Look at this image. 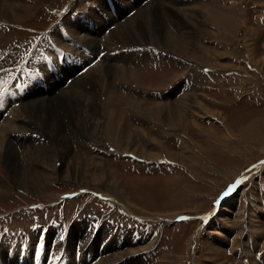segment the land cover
I'll use <instances>...</instances> for the list:
<instances>
[{"label":"rangeland","instance_id":"374dc122","mask_svg":"<svg viewBox=\"0 0 264 264\" xmlns=\"http://www.w3.org/2000/svg\"><path fill=\"white\" fill-rule=\"evenodd\" d=\"M125 1L131 3L133 8L124 6L125 14L117 16L110 10L115 22L119 23L123 15L124 19H130L146 4L161 2V0ZM180 1H185L184 8L190 13L189 21L182 20L184 23L190 22L188 23L190 28H184L190 33L191 50L190 48L187 50L181 39L177 40V43L179 50L189 53V56L173 55L161 45H150L147 42L140 45L141 42L138 40H133L134 44H130L131 46L121 44L114 37L108 38V33L111 32L108 30L104 31V36L111 40L109 46L102 43L103 49L99 48L100 51L105 49L97 60L99 67L95 65L92 69L88 68L90 74L87 73L86 67L85 73L74 76L90 80L92 77L90 70H94L104 78L100 64L104 62L106 65L110 62L114 66L107 75L109 74L111 83H115L118 91L116 103L111 106V114L116 118L114 126L117 130L120 126L124 133L117 138L118 141L115 140L116 137L114 139L120 146L115 147L116 144L109 142L106 136H98L99 139H96L97 136L94 139L93 136H87L89 133L92 134V128L85 130L87 124L85 123L80 127L83 129L81 131L78 129V122L74 120L70 122L64 118L62 111L55 104L51 108L48 120L50 122L55 120L54 123H60L63 129L61 128L59 136H50L36 123L31 122V118L28 121L25 117L23 104L31 100L30 98L17 105V110L20 111L18 118L26 119L27 122H14L13 129L5 136L11 144V151L13 150L18 157L15 163L17 173L8 170L2 157L0 158V211L14 210L5 211L0 215V243L3 245L6 242L10 243L9 239L16 236L20 244L21 232L33 237L35 235L31 234L32 231L36 232L38 228L53 231L55 217L62 219L63 208L66 221H70L68 231L73 230L69 234L74 238L69 244L70 250L76 240L81 241L82 230L85 229L84 226L73 225L76 222L81 223V220L85 224L90 214L96 215L92 218L94 221L100 220V225L90 238L97 252H100L99 244L103 241L104 231L109 230L107 226H114L110 224L109 219L117 221L122 227L120 231L122 237H112L110 239L112 244L107 245L104 252L101 251L105 254V259L102 257L105 263L119 258H114L116 254L134 249L136 251L133 254L122 256V260L112 264H123L125 260H128L125 264H264V0ZM18 2V7L11 16L5 17L0 13V81L5 82L0 84V87L3 89L13 84L14 78L20 73L16 69L19 64L29 65L31 59L40 54L44 46L49 45L50 36L61 43L59 47L62 46L64 50L70 49L68 43L61 42L57 32L58 28H61V22L68 33L62 37L76 46L75 51H72V57L63 56L64 63H67L65 66L70 69L68 75L71 76L77 70L75 64L79 60L76 59L77 52H81L78 51V42L72 37L70 32L72 27L67 21L71 24L79 23L89 8L95 7L96 4L105 3L108 9H111L108 0H18ZM131 9L134 11L127 16ZM100 13L103 14L102 11ZM221 18L225 19V22L222 20L219 24L218 19ZM182 20L179 24H182ZM137 23L138 20L132 22L134 25ZM105 24L108 27L113 23L109 21ZM29 28L39 30L29 31ZM26 36L32 38V47L24 46ZM14 37H19V40L15 42ZM140 47L151 50V56L142 63L135 60L137 58H127L129 60L125 61L120 56L117 59L113 54L134 53L140 51L138 49ZM53 51L58 50L51 52ZM201 51H207V55H199ZM94 52L93 55L98 51ZM140 53L142 54V51ZM198 57H202L203 60L205 57V61L199 60ZM70 61L74 63L68 65ZM52 62L56 63V66L59 65L55 60ZM122 67L125 71L129 69L133 71L136 67V70H139V83L133 84L124 79L118 81L126 75L125 71L119 70ZM47 72L49 74L53 71H48L45 67V74ZM54 73L56 72L52 74ZM171 75L178 77L171 80L169 79ZM64 76L63 74L58 79H63ZM74 77L70 80L73 81ZM38 83L41 84L37 81L33 86L39 88L36 86ZM86 88L89 90L92 86ZM45 92L47 98L50 90ZM185 93L189 94L190 106L181 128L163 122V117H167L165 107L157 117L147 114L150 108L156 107L153 104L156 101L170 104ZM125 94L141 105L136 107L141 110L146 108V116L129 111L125 106L122 110V103L124 104L122 95ZM98 95L102 96L100 93ZM102 98L99 99L103 101ZM62 101L67 103L64 95ZM114 101L115 99L112 102ZM78 110V119L83 121L86 117L82 111L84 108ZM213 114L217 116L220 114L224 118V123ZM168 116L170 117V114ZM101 117L100 115L97 125L99 133L103 125ZM223 125L226 127L223 128ZM104 131L103 127V135ZM63 140H66L68 148L70 147L71 156L80 161L81 168L87 166L94 174L99 173V170L92 163L100 156L103 160L100 163H105L109 172L112 171L118 188L110 186L105 179L101 183L80 187L81 185L76 184L72 178L63 179L57 173L51 179H46L42 188L29 189L28 185L32 187L37 185L36 177L39 174L49 175V167L41 164L42 162L36 158L40 149H48L49 153L55 155L54 158L59 157L63 151ZM158 142L165 154H174L175 158H169V155L166 156L162 151L161 156L151 159L150 154L160 151L156 145ZM28 152L31 156L34 155L32 163L24 161ZM48 158L50 162L55 160L51 156ZM55 165L64 169L61 160H56ZM241 177H244L243 182L225 198L222 197V193ZM77 189L94 191L102 197L106 196L108 200L101 201L103 199L100 197L83 193L62 201L63 207L62 203H56V199L63 192ZM118 189L122 196L115 193L114 190ZM31 204H34V207H44L42 210L46 211L36 212L33 224L30 219L32 209L27 208ZM131 214L144 216L147 220H140L142 217H131ZM177 216L188 218L178 220L175 219ZM204 217H207V220H204ZM37 224L39 226H36ZM6 229L12 232H7ZM85 240L84 238L83 243ZM114 240L118 242L116 247L113 245ZM146 242L150 243L145 246ZM84 263L83 257L78 264Z\"/></svg>","mask_w":264,"mask_h":264},{"label":"bare ground","instance_id":"6f19581e","mask_svg":"<svg viewBox=\"0 0 264 264\" xmlns=\"http://www.w3.org/2000/svg\"><path fill=\"white\" fill-rule=\"evenodd\" d=\"M157 2L158 1H154L152 3H149L148 5L146 4L142 8V10L141 9L138 10L133 16L131 15L132 17L130 19L127 18L128 20L124 19L123 17H125V16L123 15L120 18L119 23H118V22H115V18L113 16V14L111 13V11L113 10L114 15L117 16V15H120V14L125 12L124 6L133 8V5L131 3L129 4L128 1H125V0H119V1L108 0V4L110 6L109 8H111V9H108V7L106 6L105 3H102L100 5L96 4L95 7L89 8V10L84 14L83 18L81 19V21L79 23L77 22L76 24H71L69 21H67V22L72 27L70 29V32H71L72 37L75 39V41L78 42L77 43L78 48L81 45H83L85 48L90 50V53H92L93 51H95L94 53H96L97 51H100L99 46H102V43L106 44V46L108 45V43L111 39L108 40L107 38H105L104 29L107 26V24H105V23L111 21V23H113L112 24L113 26L109 29L111 32L108 33L109 34L108 38L114 37V38H116V41H118L119 43L121 42V44L123 43V44H129L130 45V44H134L132 42L133 40H138L139 42H141L140 45L141 44H147V43L150 45H161L165 49L171 51V53L173 55L178 54V55H182L184 57L189 56V53L181 52L179 50L178 43H177V40L181 39V41H183L182 43L185 44V47L187 48V50L191 46V45H189L191 43V39H190L191 37L189 35L190 33L185 31V28H184V27H186V29L190 28V26L188 24L190 22L184 23V21L182 20V19H185L186 21H189L188 18H189L190 13H188V11H186V9L184 8V7H186V4L184 3L185 1L161 0V2H158V3ZM18 4H19L18 0H0V13H2V15H4L5 17H9V16H11V14L14 13V10L17 9ZM191 10H192V8H191ZM100 11H102L103 14L100 13ZM103 16L105 19L103 18ZM153 19H157L158 21L153 22L154 21ZM180 19L183 21L182 24L181 23L179 24V22L181 21ZM136 20H138V23L136 25L132 24V22L136 21ZM222 20H224V22H225V19L221 18V19H218V23L221 24ZM176 21H177V23H176ZM97 25L100 27L98 28ZM142 38H145L146 41ZM112 41H113V39H112ZM58 44L61 45L60 42H58ZM137 45H139V44H137ZM114 46H116V45H114ZM117 46H118V44H117ZM102 49H103V47H102ZM190 50H191V48H190ZM140 51H142V54L140 53ZM140 51L138 50L134 53L128 52L127 54H124V55H121V54L118 55L117 54L118 56L115 53H113V54H114V57L117 59L120 56H122L121 58H124L125 61L127 58H137L135 60H139L140 61L139 63H142V62H144V60H146L148 57H150L151 54L146 50H140ZM53 52L55 53V55H57L58 53L60 54V50H58L56 52L53 51ZM78 54H80V55H78ZM133 55H135V56H133ZM199 55H207V51H205V52L201 51L199 53ZM85 56L83 54L81 55V53L77 52L76 59L79 58V61L80 62L82 61L78 65L83 66L87 62L89 63L91 61L92 62L94 61V60H92V58H88L87 56L86 57ZM113 59L114 58H112V60ZM198 59L201 60L202 57H198ZM127 60H129V59H127ZM51 61H54V60L51 59ZM63 61H64V57H63ZM204 61H205V57H204L203 62ZM34 62H35L34 64H35L36 68L38 69V75L36 77L37 81H39V76L43 77L42 80H40L41 84H39V83L36 84V86L39 88H35L33 86L35 81L29 82L27 84L26 88L24 89L23 93L20 96L17 95L18 96V98H17L18 104L17 105H19L21 103V101H23L24 99L25 100L27 98L31 99L29 101H26L23 104L24 108H25V112H26L25 117L28 118V121L31 118V120H30L31 122L36 123V125H38L41 130L49 133L50 136H59L60 130L62 128L60 123H58V122L54 123L55 120H53V122H50L48 120V118H49L48 115H50V113H51V108H52L53 104H55L62 111V114H63L62 116L64 118L68 119V121H70V122H73V120L78 122V124H79L78 129L83 124L87 123L85 125V130L92 128V134L89 133L87 136H93V139L95 138V136H97L96 139H99L98 136H101V135L106 136L109 142L112 141L114 144H116L114 141L115 137H116L115 140L118 141L117 138L122 136L124 133H122L123 131L121 130V128H119L120 126H118V130L114 126V124L116 123V118H115L114 114L113 115L111 114V106L115 105L116 99L118 98V95H117L118 91H116V85H115V83L114 84L111 83V81H112V80H110L111 77H108L109 74L107 75V73H109V70L111 69V67L113 65L110 62L105 65V63L102 61L103 63L100 64V68H101V73L103 74L104 78H102L98 74V71L90 70V72L92 74V77L90 78V80H88L86 78H81V77L80 78L74 77L73 81L70 80L67 85L62 86L64 79L67 78L68 71H70V69H67V67L65 65L63 67H61L62 64L61 65L59 64L56 66L55 65L56 63L52 62V64H54V69H55V70L53 69L52 71L56 72L57 74L59 72H61L62 76H63V74L65 75L63 77V79L62 78L58 79L59 76H54L52 74L53 72L52 73L49 72V74L47 72L45 74V67H44L45 65H44V63L40 57L38 59H36ZM72 63H74V62L70 61L68 63V65H72ZM66 65H67V63H66ZM95 65L97 66V68L99 67L98 61H94V63L90 67L88 66V68L92 69L93 67H95ZM76 68L79 69V67H76ZM89 69H88L87 73H89ZM119 70H122V72L125 71V69H123V67H122V69H119ZM129 70H131V69H129ZM129 70H126L125 71L126 75L121 77L122 79H118V81L119 80L122 81L124 79V80H126L130 83H133V84L139 83V81H140L139 80L140 77L138 76L139 70H136V67H135V69H133V71H129ZM119 76H120V73H119ZM177 77H178L177 75H174V76L171 75V77L169 79L173 80L175 78L177 79ZM61 79L63 80L62 83H61ZM86 80H88V81H86ZM171 80H170V82H171ZM120 83H122V82H120ZM90 85L92 86V89L87 90L88 87L86 88V86L90 87ZM123 87H124V85H123ZM49 90H50V92L48 93L49 96H47V98H45L46 97L45 91H49ZM51 90H52V92H51ZM180 92L182 93V91H180ZM99 93L102 96H99L98 95ZM63 95L67 98V103H64L62 101ZM188 96H189L188 93L182 94V96L178 97V99H176L175 101L173 100L172 102H170V104L163 103L160 101H156V103H153L156 105V107L154 106L155 108H152V109L150 108L149 111L147 112V114H149L151 117H157V115H159V113L162 112L161 109H164V107H165L166 108L165 110H167L166 111L167 117L166 118L163 117V122H165L166 124H169L171 126H177V127L180 126V128H181V126L184 125L183 120L185 118V113L187 110H189V106H190V104L188 102ZM100 97H103L102 98L103 101L99 99ZM122 97H123L122 101H124V104L122 103V105H123L122 110H124V106H125V108L127 107L126 109H129V111H132L134 113H138L139 115L146 116L145 115L146 114V108H142V110H144V112H143L140 108L136 107V106H139L140 104L138 102H136L135 99L130 98L129 95L127 96L126 94L122 95ZM8 99L9 98L5 95L4 96V102L8 101ZM113 99H115L114 102H112ZM11 104L12 103L8 104L6 110L0 111V117H1L0 158L2 157L4 164L7 166L8 170H10V171L14 170L13 171V173H14L17 170L15 163H17L16 161H17L18 157H17V154L13 150L11 151V144H9L8 139L5 136L9 133V130L13 129V125H14L13 123L14 122H19V121L23 122V121H26V119L20 120L19 119L20 118V116H19L20 111L17 110V105H16V107H14L13 104L12 105ZM81 107L84 108V110H82V111L85 112L84 115L86 116L83 119V121L78 119L79 118L78 117V114H79L78 109L79 108L81 109ZM158 107H161V108H158ZM99 108H101V110ZM59 109H58V111H59ZM69 110H71V111H69ZM22 112H23V110H22ZM21 114L23 116V113H21ZM169 114H170V117L168 116ZM100 115L103 117V125H102V128L100 129V133H99L97 125L99 123L98 120H100L99 119ZM214 116L219 118L220 121H222L224 123V121H223L224 118L220 114L218 116L217 115H214ZM224 125H223V128L226 127ZM103 127L105 128L104 135L102 133ZM182 128H185V127H182ZM80 130L82 131L83 129L80 128ZM62 131H63V136H65L64 130H62ZM98 133H99V135H98ZM163 133H164V131H163ZM142 135H143V133H142ZM108 136H110V137H108ZM62 138H64V137H62ZM118 145L119 144H116L115 147H118ZM156 145L158 146L160 151H158V152L154 151V153L150 154V156L148 155L149 157H151V159L158 158V156H161L162 151L164 152V150H161L162 145L159 142L156 143ZM58 146L60 148L62 147L60 145H58ZM36 147H38V146H36ZM69 148H68V144H67L66 140H63V151L60 152L59 157L56 156L55 158H54L55 155L53 156L52 152L49 153L48 149L41 148L40 152L36 155L37 156L36 158L38 159V161L40 160V162H42L41 164H43V165L45 164L49 167L48 168L49 175L45 176V174H39L36 177L37 185L34 187H32L31 185H28L27 187L29 189H32V190L42 188V186H44V184L46 183V181L48 179H51L53 177V175L55 176V174L58 173L57 175L61 176V178H63V179L69 180L70 178H72L76 184L81 185L80 187H85V186L87 187V185H89V184L93 185L95 183H101V181H103L105 179V180H107V183L110 184V186H113L114 188H118L117 187L118 183L113 177L114 174L113 175L111 174L112 171L109 172L107 165L105 163H104L105 165L100 163L101 161H103V160H101L100 156L98 157V160L96 159V162L92 163L93 165L97 166V168L99 170V173L96 172L94 174L89 170V168L87 166H84L81 168L82 165L80 164V161L77 158L75 159L73 156H71V152H70ZM127 151L129 152L130 150H127ZM164 154H165V152H164ZM165 155L166 156L169 155V158L171 157L172 159L175 158L174 154H165ZM25 156L26 157H25L24 161L26 160V162H28V163H32L34 161V155L31 156L30 152L26 153ZM50 156L52 159H55V160L50 162L51 160L48 158ZM177 156H178V154H177ZM93 158H95V157L93 156ZM178 159H179V156H178ZM56 160H58V161L61 160V163H63V168H64L63 170L60 169L59 167H56V165H55ZM108 172L110 173V175ZM83 184H84V186H82ZM33 188H35V189H33ZM77 190H86V189H77ZM114 191H115V193L117 192L116 194H120V193H118L120 191L119 189H118V191L117 190H114ZM120 196H122V195L120 194ZM101 197H102V195H101ZM222 197L225 198L226 196H222ZM86 225H87V222L84 224L83 220H81V223L76 222L73 225V227L84 226V228H85ZM71 230L68 231L69 237L67 236V238H65L66 242L64 240L63 243H58L57 247H59V249L61 250V253L58 254L57 259H55V260H53L52 258L47 259L48 264H78L81 260H83L85 253L86 254L89 253V255L92 254V256L89 257L90 259H87L84 257V261H85L84 264H112V263H115L116 261L122 260L123 259L122 256H126L128 254L131 255L136 251L133 249V250L126 251L124 253L116 254V255H114V258H116V257H119V258H116V260H114L113 262H110L111 260H109L108 262L105 263V261H104V259H105L104 255L105 254H103L101 251L104 252L105 247L107 245L112 244L111 240L107 241L103 245L102 249L99 248L98 251H100V252H97L95 250L96 246L91 244L93 242V240L89 239L87 241V238H86L85 242L81 245L80 249H78V259H75V258H73L74 244H73V247H71V250H70V246H69V244H71L72 238H73V237H71V235H69L73 231V230L72 231ZM77 230H79V229H77ZM83 231L84 230H82V232ZM34 237L35 236L29 237L28 241L24 240L20 244L18 243V239L16 238V236L11 237L9 239L10 243L6 242V244H4V245L2 243H0V264H4L5 262H8L9 264H39L37 261H33V259L31 258L32 249H34V244L36 242V239L34 240ZM31 239H33V240L31 241ZM116 243H118V242L116 240H114V243H113L114 247L117 246ZM149 243L150 242H148V243L146 242L145 246L148 245ZM22 244L24 245V247ZM38 250H39V253L42 254L41 259L44 257V259L46 260V257L48 255L46 252H48L50 250V244L48 243V241H46L44 239L43 248L39 247ZM96 253H97V255H96ZM94 256H98L99 258L94 259L95 258ZM126 261H128V260H125L122 263L125 264Z\"/></svg>","mask_w":264,"mask_h":264},{"label":"snow or ice","instance_id":"6c2138e0","mask_svg":"<svg viewBox=\"0 0 264 264\" xmlns=\"http://www.w3.org/2000/svg\"><path fill=\"white\" fill-rule=\"evenodd\" d=\"M5 83L3 81H0V84ZM4 94V89L3 87H0V96H3ZM243 181L242 180H237L234 184H231L228 189L222 193V196H227L230 194L231 191H233L235 188H237ZM219 203V201H217ZM180 219H187L186 217H181ZM204 220H207V217L203 218ZM63 239V237H61Z\"/></svg>","mask_w":264,"mask_h":264},{"label":"water","instance_id":"95a60500","mask_svg":"<svg viewBox=\"0 0 264 264\" xmlns=\"http://www.w3.org/2000/svg\"><path fill=\"white\" fill-rule=\"evenodd\" d=\"M244 177L239 178L238 180H242Z\"/></svg>","mask_w":264,"mask_h":264}]
</instances>
